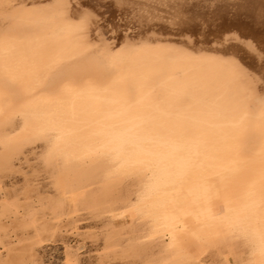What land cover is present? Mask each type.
I'll list each match as a JSON object with an SVG mask.
<instances>
[{
    "label": "bare ground",
    "instance_id": "bare-ground-1",
    "mask_svg": "<svg viewBox=\"0 0 264 264\" xmlns=\"http://www.w3.org/2000/svg\"><path fill=\"white\" fill-rule=\"evenodd\" d=\"M38 1L44 0H24L27 4ZM59 1L62 12L84 20L99 42L125 38L163 46L152 50L153 55L148 57L152 60L166 58L170 51L205 56L209 65V60L218 62L242 77L251 94L264 95V0ZM82 4L91 11L85 12ZM160 49H165L167 55ZM200 63L207 65L205 61ZM11 116H6L0 105V264H33L40 242L63 232L88 245L91 264H264L262 246L255 244V253L248 255L230 239L234 234L221 228L223 221L218 220L206 228L196 227L198 230L190 234L184 229L173 231V243L165 248L158 233L173 218L168 217L166 205L158 204L162 200L136 203L135 185L126 179L134 176L108 171L107 157L84 165L79 158L68 155L75 146H91L88 141L78 139L69 147H62L59 141L50 149L44 137L48 129L28 130L25 125L15 133L16 123ZM145 218H151L154 224L147 227L140 221Z\"/></svg>",
    "mask_w": 264,
    "mask_h": 264
},
{
    "label": "flooded vegetation",
    "instance_id": "flooded-vegetation-1",
    "mask_svg": "<svg viewBox=\"0 0 264 264\" xmlns=\"http://www.w3.org/2000/svg\"><path fill=\"white\" fill-rule=\"evenodd\" d=\"M21 1L0 0V93H6L0 96V105L6 116L55 106L44 100L23 105L16 102L41 90L55 91L62 80L80 84L56 90L60 105L72 109L61 114L72 128L63 131L58 142L69 147L79 139L91 145H74L68 155L84 165L98 157H109L106 142L96 145L91 140L100 138L96 134L100 126L127 123L133 126L135 138L174 148L162 157L170 155L183 163L182 152L194 150L197 161L190 170L170 178L205 181L206 200L218 212L222 204L235 207L244 202L254 213H264V141L259 143L264 137V116L255 114L253 101L245 103L242 97L247 92L232 89L233 85L221 76L224 82L218 75L219 80H211L212 76L208 78L201 70L195 72L197 75L184 76L185 82L175 87L177 81L165 76L167 68L158 66L169 62L168 57L152 60L118 55L109 60L108 55L97 53V47L89 46L92 41L88 37L75 39L73 32L64 33L62 38L48 36V24L41 18L44 11L48 12H22L15 8ZM126 65L134 69L140 66L148 72L125 73L122 69ZM85 78L88 81L82 82ZM163 81L168 85L157 89ZM206 82L214 83V88L206 91ZM30 88L35 91L28 93ZM55 123L34 119L26 126L28 130H49ZM125 160L117 171L127 176H135L144 168L141 160ZM243 227L236 228L246 231ZM257 245L264 249V242Z\"/></svg>",
    "mask_w": 264,
    "mask_h": 264
},
{
    "label": "rangeland",
    "instance_id": "rangeland-1",
    "mask_svg": "<svg viewBox=\"0 0 264 264\" xmlns=\"http://www.w3.org/2000/svg\"><path fill=\"white\" fill-rule=\"evenodd\" d=\"M52 1L53 0L47 2L46 0H44L43 2L39 3L38 1L34 4L33 3L27 4L26 2H21L17 4L15 8L21 9L22 12L46 10L48 14L46 13L42 14L41 18L46 24H48L47 27L48 36H54V37L58 36L59 38H62L64 36V33L73 32L75 34L74 36L75 39H82L87 37L91 38L93 42H90L89 46L92 48H94V46L95 47L99 46L97 47L98 48L97 53L108 55L109 60L114 59L118 55H125L126 57L144 56L143 58H148L149 56L153 55L152 52L154 50L159 49L157 47H163L160 45L158 46V44H156V47L155 45L150 43L142 44V42L133 41V40L131 41L125 38H116L115 41L106 40V42L102 39L104 42L103 41L99 42L98 41L99 38L97 37L95 38L94 33L93 32L91 33L90 29L88 30V28L85 27L86 23L84 20L80 19L79 21V19L77 20V18L74 19V16L68 17L69 15L67 13L65 14L62 12L64 11V8H62L63 5L59 4L60 1L56 0L58 3ZM13 3L14 2H11V4ZM57 6L58 7L60 6V8H58ZM57 16L60 19H57ZM72 27L74 31L72 30ZM81 28L83 29V32L85 31L84 33L82 32ZM62 29H64L65 31L64 30L62 31ZM67 29H69L70 31ZM79 29L81 31H79ZM87 30L89 32H87ZM77 31L81 33H78ZM134 42L135 44L138 42V44L133 45ZM103 44L107 46L106 48L102 49L101 46H103ZM158 51H162L160 53H164V55H167V53L165 54L166 51L165 49H160ZM170 52H168L167 57L171 56L170 58H172V55L174 56L176 55V52L174 53L173 51L172 52L173 54L171 53L172 55L169 54ZM155 54H159V53H155ZM187 54L188 53H186V55L183 54L181 55L180 53L179 54L177 53V55H179L180 57H177V55H176L177 58L173 56L174 58H172L171 60L168 59L169 62H164L166 65L164 63H162V66L160 65V67H163V65L164 68L168 67L166 70L167 74H165V76L170 80L177 81L176 83H174L175 87L185 82L183 80L184 76L197 75L195 72L200 71L203 68L202 71L205 72L207 71V74L210 76H215L218 74V76L224 75L223 76L224 78L227 77L225 79L228 78L229 80L231 79L230 81L229 80L228 81L232 83L233 87L239 88V90L243 92H247L246 96L242 97L244 100H246L245 103L247 104L249 101H253L255 107V114L264 116V95L261 96L258 93L251 94L252 92L250 86L247 83H245L242 77L241 79L237 73L232 72V70L227 68L226 66L221 65L222 66L221 67L219 66L220 63L209 60L212 66L214 64L216 65L218 64V66L214 65L215 67H212L211 69V65H209L208 61H206L208 59H206L205 56L197 57L198 55L194 56L193 54H189L188 56ZM178 58L180 59L183 58L182 60L186 62L191 61V63L193 62L194 63L190 64V62L188 63L182 62V60H179ZM194 58H196L197 60L192 61V59ZM201 59L203 63L204 61L207 62L206 64L208 66L207 65L202 66V63H200L202 62ZM198 62L201 65L198 64ZM206 66L210 71L206 68ZM217 67L221 69L220 71L221 73L217 71L218 69ZM214 68L216 70H214L213 72ZM190 69H192V71L195 72L188 73L189 72L188 70ZM122 70L125 73L129 72L130 74H136V73L142 74L148 72L146 71V68L144 69L138 66L134 69L130 65H126ZM176 71H178L179 73L173 75V73ZM231 72L232 75L234 77L237 76V78L232 77V75L228 77V75L231 74ZM226 74L228 75L225 76ZM235 74L237 75L235 76ZM86 81H88V78L82 80V82H86ZM79 85L80 84L71 85V82L69 80H62L57 84L56 90L62 88H70V87L74 88V87H78ZM167 85L168 82L163 81L160 82L156 88L159 89ZM198 87L202 89L203 85H199ZM206 87H207L206 88L207 91L209 89L214 88V84L210 85V83H206ZM56 90L55 91H52L51 89L41 90L34 93L29 98L18 100L16 102L17 104L23 105V104L33 103V101L36 100L39 101L44 100V101L54 102L55 106H49L41 110H35L28 114H17L15 116H11V119L16 123L15 133H18L22 129H24V126L26 125L27 121H29L30 119L32 120L39 119L42 121L48 120L52 124L56 122L52 128L46 131L44 137L48 140L47 144L50 149H53L54 146L57 145L60 134H62L63 131L69 132L72 128V125L67 120L63 119L64 117H62L61 114L62 112L65 113L67 111H71L72 109L70 105H64V106L60 105L61 99L59 97V92H57ZM27 91L28 93H33L35 89L30 88ZM4 95H6V93H0V96H4ZM258 97L260 101H258L259 100ZM256 100L258 101V103ZM56 104H58V106H56ZM126 124L127 123H125L124 125H112L110 127L105 125L100 126L101 129L99 130V132L96 133L97 136L100 135V138H97L95 140L93 139L91 141L96 145H102L105 142L106 144H108L107 145L109 149L108 151L110 152L111 155L105 159V165H106V169L110 172L117 171L118 168H120L124 164V162L126 161L125 159H129L132 161L141 160L144 162V168L142 169V171H140L136 176L126 179L128 182L130 181L135 185L134 200L136 203L142 204L145 202H149L148 201L149 199L158 198L159 200H162L159 201L158 204L162 203L166 205V208L164 207L163 208L166 210L167 215H169L168 217L172 216L173 219H172V223L166 225V228H164L162 231L158 233L159 235L158 240L162 243V245L167 249L172 245L173 231L181 232L186 230L187 232L189 231L190 234V231L194 232V230L197 229L196 227H199L198 229L206 228L207 226L210 225L211 221L223 220V223L221 224V226L222 225L223 226L220 227L228 228L229 232H232V234H234L233 236H231L230 239L232 241H235L240 247H242L248 255L255 253L256 251L255 244H257L255 242L257 240H259L260 243L264 242V213L262 211L258 213L257 212L254 213L252 209L250 210L251 207L249 205H245L244 202L239 203V205L235 207L233 206L228 207L227 205L222 204L219 207L221 208L222 211L218 212V210L215 209L213 205L208 204L206 200L205 181L199 179L196 181L191 178L189 179L185 176L170 178L171 175L176 176L181 174L183 171L187 172L190 170L189 166H191L193 162L197 161V158L194 157L195 155L194 150H188L182 152L183 154H185V159L183 163H179L177 161L172 160L170 155L167 157L166 156L162 157L163 155L171 154L170 152L173 151L174 148L173 147L171 148L169 146L159 145L158 143H153L148 140L137 139L135 138L134 136L135 134L133 133L134 130L133 126ZM263 141H264V137L261 138L259 142L260 145L262 144ZM176 167L178 168L181 167V168L177 169ZM227 217H230L231 219ZM150 219L151 218H145V219H141L140 221L142 223H145L144 225L149 227L152 226V224H154V221H151ZM235 221L238 222L236 223ZM238 225L245 226L247 229L245 227H243V229H246V231H243L240 228H239L240 230H237L236 227ZM56 236H53V238L52 237L44 238L40 242V244L36 249L35 256L33 258L34 260L33 264H91L90 263L91 252L88 245L85 246V244H83L79 240L75 238L73 239L72 237H70L68 233L66 234V232L65 234L63 232V234L60 233Z\"/></svg>",
    "mask_w": 264,
    "mask_h": 264
},
{
    "label": "snow or ice",
    "instance_id": "snow-or-ice-1",
    "mask_svg": "<svg viewBox=\"0 0 264 264\" xmlns=\"http://www.w3.org/2000/svg\"><path fill=\"white\" fill-rule=\"evenodd\" d=\"M81 7L84 9V11L85 12H90L91 11V9H89L88 7H87V5H81ZM82 22V21H81Z\"/></svg>",
    "mask_w": 264,
    "mask_h": 264
}]
</instances>
